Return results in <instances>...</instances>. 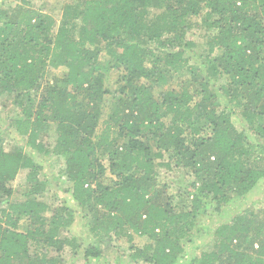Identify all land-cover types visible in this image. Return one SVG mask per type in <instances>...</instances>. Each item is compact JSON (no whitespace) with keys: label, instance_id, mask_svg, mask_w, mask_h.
I'll list each match as a JSON object with an SVG mask.
<instances>
[{"label":"trees","instance_id":"trees-1","mask_svg":"<svg viewBox=\"0 0 264 264\" xmlns=\"http://www.w3.org/2000/svg\"><path fill=\"white\" fill-rule=\"evenodd\" d=\"M23 2L0 13V101L18 110L0 124V264H65V247L82 248L88 261L103 257L104 241L125 225L149 239L128 255L133 263L181 264L186 242L203 231L200 217L222 213L264 181V0H71L60 22ZM194 17L204 24L207 70L189 66ZM50 65L64 67L63 78L50 82ZM183 67L189 81L155 93ZM112 73L119 95L97 133ZM54 126L52 146L45 139ZM13 131L22 143L8 151ZM33 153L65 158L55 179L65 177L78 209L42 198L48 179ZM165 155L193 177L178 191L180 205L158 180ZM22 169L27 188L14 199ZM84 207L86 242L61 237ZM207 231L209 250L188 264H264L263 205Z\"/></svg>","mask_w":264,"mask_h":264},{"label":"rangeland","instance_id":"rangeland-1","mask_svg":"<svg viewBox=\"0 0 264 264\" xmlns=\"http://www.w3.org/2000/svg\"><path fill=\"white\" fill-rule=\"evenodd\" d=\"M23 1L25 0H0V13L2 10H6L9 13L13 14L16 11V6L24 3ZM26 1H29V3H25L27 7L37 9L44 13H48L54 16V18L58 22H60L63 13V6L71 0ZM201 19V17H194L192 19V21H194V27L189 30L188 39H190L191 41H196L197 45H195L193 49H189L187 51L189 57H191L189 66L194 67L195 64H199L202 65L201 67L204 70H207L208 62L206 57L208 54V47L205 43V29ZM216 53L217 51L215 52V54ZM185 67L175 72L173 80H170L168 84H165L164 86L155 84V93L158 94L162 89L166 88L180 89L182 87V83H185L186 81L190 80V73ZM65 71L66 69L64 67H55L53 65H50L48 68L47 79L50 82H54L56 79H61L63 78ZM227 81V75H225L217 83V86L223 83H227ZM106 83L111 88L113 93L109 94L106 98L107 104H105L104 106L103 115L100 120L97 133H100L102 131L103 122L108 119L109 114L111 113V108L114 104V98H112V96L119 95V73H112L107 78ZM17 111L18 110L14 104H11L6 108L4 101H0V124L3 127H7V125L9 124L10 117L16 114ZM234 121L238 129L243 128V118L240 113L234 116ZM114 131L115 128H113L112 133H114ZM56 137L57 133L55 131L54 126L51 129L47 139H45V142L53 146ZM19 143H22V140L15 133V131H13V133H5L4 146L6 150H12L14 146ZM151 143H153L152 140ZM26 151L30 154L29 150ZM33 156L37 159V162H40V164H42L43 166V174L41 175V178L48 179V190L43 194L42 198L48 201V203L52 204L53 207H58L60 205L66 204L70 207H75V209H78L79 207L77 208L76 205L77 202L71 197V194L66 192V187H68V184L64 181L65 177H62L61 180L59 178L55 179V177L59 176L61 171L65 168V158L63 156H45L43 154L40 155L39 153H33ZM100 158L104 161L106 165L109 163L107 152L102 151L100 153ZM159 163H164V165L161 164L162 166L158 168L159 182L161 184L166 183L169 185V193L173 195L174 205L182 204L183 199L179 196L178 191L182 189L183 193L185 194V188H187L189 182L192 180V175L186 169L177 165L175 160L169 159L168 155H165L164 158L161 160H157V164ZM167 163H169V167L166 166ZM27 174L28 170L22 169L16 176L15 180L12 182V187L15 192L14 199L22 198V195L27 188ZM262 205L264 206V181L256 189H254L245 199L234 200L231 204L224 207L222 213H218L214 210H211L208 215L201 216L199 219V227L202 228L203 231H200L199 234L196 233V239L194 242H186L185 245L186 250L188 252V256L181 261V264H188L192 256H195L204 250H209V245L210 243L212 244L213 241L210 233L207 230L211 231L212 227L222 222L231 220L238 213H241L248 208L254 207L256 209H259V207H261ZM89 209V207H84V209L81 210V213L85 215L83 216V220L77 221L72 232L69 230L63 231L61 237L72 238L74 235H76L79 238L82 237L84 239V242H86L88 238L87 224L91 220L89 217V214L91 213ZM25 224L26 221L23 219L21 221L20 229H22ZM206 232L209 234H206ZM148 243L149 239L147 237L136 234L128 225H125L118 234H116L115 232L113 233L112 239L104 241L102 246L105 249L103 257H91L88 261L83 256V253L81 251L82 248L79 253H74L70 247H65L61 254L65 258V264H138L133 263V261L130 260L128 255L131 253L134 247H143ZM139 264L145 263L140 261Z\"/></svg>","mask_w":264,"mask_h":264}]
</instances>
